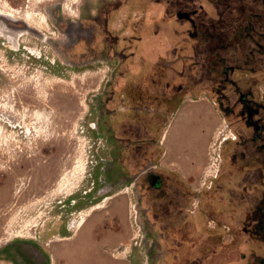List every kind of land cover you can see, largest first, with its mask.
<instances>
[{
	"label": "rangeland",
	"instance_id": "obj_1",
	"mask_svg": "<svg viewBox=\"0 0 264 264\" xmlns=\"http://www.w3.org/2000/svg\"><path fill=\"white\" fill-rule=\"evenodd\" d=\"M200 3L193 25L176 17L169 0H0V10L20 19L8 37L0 18V264H61L81 240L110 264H128L131 250L116 254L136 247L153 201L140 200L135 176L152 136L162 134L195 84L204 88L198 97L216 104L221 141L230 131L251 134L237 124L245 114L239 91L264 103V7L261 0H234L228 11L225 0ZM250 21L254 29H246ZM235 148L231 138L221 143L217 180L228 200L232 174L240 202L243 186L263 179L264 155L249 143L247 159L232 167ZM201 176L190 187L193 208L208 194ZM232 205L218 209L224 216ZM207 211L201 205L192 220L203 216L208 231L215 222ZM83 215L84 224L71 229ZM219 223L211 239L231 247L239 264H260V239ZM189 245L177 254L183 260ZM203 253L213 259L208 247ZM133 254L151 263L147 248Z\"/></svg>",
	"mask_w": 264,
	"mask_h": 264
},
{
	"label": "flooded vegetation",
	"instance_id": "obj_2",
	"mask_svg": "<svg viewBox=\"0 0 264 264\" xmlns=\"http://www.w3.org/2000/svg\"><path fill=\"white\" fill-rule=\"evenodd\" d=\"M169 1V5L171 6L170 10L176 11V17L178 19H186L193 25H196L194 16L197 12L204 11V7L200 3L201 0ZM218 1L221 2L222 0ZM232 1L234 0H225V3L223 4L224 9L222 10H232ZM261 4L264 7V0H261ZM240 6L245 7L246 5L245 3H241ZM222 10H220V12ZM248 24H246V29L255 28L253 22L250 21ZM206 33L210 34L211 32L207 31ZM262 36L264 37V35ZM236 69L237 67L227 66L224 71H235ZM230 78L231 77L228 76L226 80L229 81ZM242 92L239 91V103L242 104L245 114L241 115L242 117L237 124L241 125L242 123L246 128L251 129V134L245 137L242 132L234 133L231 131L232 135L224 139L225 141L231 138L236 144V148L230 155V166L232 167H237L239 162H244L247 159V150L244 146L249 143L255 147L257 152H261L264 155V103L255 102L253 98H249L250 93L246 96L243 94L244 92ZM154 136H152L150 140L151 142L154 140ZM224 163V158L220 157L219 169L214 178L201 185L203 190L207 189V196L203 195V198L201 199L202 201L200 200L199 204L193 208V199L196 198L194 191L179 184L172 185L169 177L159 172L157 167L150 162V159L145 160L144 166L135 176L133 186L137 189L140 200L144 198L153 200L152 204L145 206L146 211H144L145 215L151 214V217H149L145 223V233H139L140 241L133 242L132 246L135 245V248L139 250L144 247L147 248L149 251L148 263L151 261L150 264H159L161 262L162 264H190L189 261H183V259L177 255L181 252L180 250L185 241L190 242L189 251L192 252V256L194 255L195 258L193 261L196 264H207L205 253H203L205 252L206 247L211 251L213 258L220 257L221 244L219 241L221 240L218 241L217 239L212 241L211 238L205 239L204 231L206 230V227L203 216L201 217L198 215L200 219L198 220L196 229L194 228L193 230V233H196L195 237L190 236L192 233L189 230L191 222L193 221L192 215L197 214L201 205L204 209L206 208L211 211L207 212H210L213 216L212 219L215 222V225H213L209 231L217 230V226L220 224V218L223 215L222 211L218 209V205L221 206L226 200L225 195L221 196L224 185L219 184L217 180L222 174ZM244 165L247 167L246 163H243L242 166ZM261 167L264 171V164L261 165ZM262 178L263 179L260 182L243 186L242 195L248 194L254 199V201L251 207L246 206L241 225V229L247 232L251 239L257 237L263 245L260 264H264V177ZM236 188L237 187L232 186L229 188V194L232 200H236V195L238 193ZM233 210L224 214L226 216L233 215L235 214V210ZM205 215L208 216L207 213H205ZM179 219L182 220V224L180 223V225L178 223ZM216 219L219 222H217ZM224 226L228 227L230 230L233 229L230 224L225 223ZM139 230L141 231V228ZM73 235L75 234L73 233ZM68 238L69 237H64L60 239ZM84 241L87 242L86 240H81L79 244L76 243V248H73L72 254H68L69 258L67 257V259L64 258L60 260V263L90 264L91 253H89L88 248H85L88 243L84 244ZM135 248L131 247L130 249L131 254L127 257L128 264H141V257H137V254H133ZM245 254L246 253H240V257L245 259Z\"/></svg>",
	"mask_w": 264,
	"mask_h": 264
},
{
	"label": "crops",
	"instance_id": "obj_3",
	"mask_svg": "<svg viewBox=\"0 0 264 264\" xmlns=\"http://www.w3.org/2000/svg\"><path fill=\"white\" fill-rule=\"evenodd\" d=\"M202 90H204L203 85L195 84L192 91L188 89L184 92L182 98L175 104L172 117L167 120L165 130H163L160 135L156 133L154 140L148 145V150L151 151L148 156L150 162L157 167L159 172L169 177L172 185L179 184L183 187L190 188L191 185L196 184L207 162L208 145L219 120L214 121L215 119H212L214 113H217L218 115L216 104L206 98L198 97V95L195 94V92ZM191 93H194L195 95ZM208 118L212 119L210 120L212 124H208ZM158 140L161 145L163 144L162 149H158ZM147 155L148 153L143 151L142 156ZM146 159L147 158L145 157V160ZM229 178L230 185H228V187L230 188L235 179L232 174L229 175ZM224 187L226 186L224 185ZM232 187H237V185H233ZM229 188H227L228 191ZM237 196L238 193L236 195V200H232L230 198V194H228V196H226L228 200H225V202L222 203H228L229 205L233 204L232 206L234 207L235 214L226 216L225 213L224 216L222 215L221 217V219L227 221L228 224L232 226L235 231V235L237 230L243 231L241 229L243 213L246 206L251 207L254 201V199L248 194H243L244 197L243 199H240L241 201L239 202ZM238 209L242 211L239 212ZM199 219L200 218L198 217L197 221L193 220L191 222V236H196V233H193V230L194 228L196 229ZM213 234L214 233H212V231H204L205 239H210ZM244 234L249 236V234L245 231H243V235ZM219 242L221 244L220 257H214L213 259L206 260V263L210 264V262H214L213 264H239L237 260H234L236 259L233 252L234 250L231 249V247L228 248L224 241L221 240ZM189 252L192 255V252ZM191 255L183 257L184 260L190 261L194 259V255L190 259ZM91 259V264H110L108 260L99 255V251H92Z\"/></svg>",
	"mask_w": 264,
	"mask_h": 264
},
{
	"label": "bare ground",
	"instance_id": "obj_4",
	"mask_svg": "<svg viewBox=\"0 0 264 264\" xmlns=\"http://www.w3.org/2000/svg\"><path fill=\"white\" fill-rule=\"evenodd\" d=\"M0 18L2 19L1 20L2 33L6 36H8L10 33H13V27H10V26L14 25L13 23H15L16 21H20V19L14 13H12L10 11H6V10H0ZM24 19L26 20L28 26H31V22L33 19L32 14L28 13ZM8 37H10V36H8ZM57 159L58 158H56V161H57ZM79 167H81L84 170V164L79 165L78 168ZM62 186H63V184L61 182H59L58 187L54 188L53 192L60 190L62 188ZM73 188L74 187H68L67 188L69 194L73 193V191H72ZM102 205H103L102 203H99L95 207H93L92 209L99 208ZM84 221H85V215L81 216V218L77 221L76 224H74L72 222V224L70 225V228L71 229H78L81 225L84 224ZM129 250H130V248L127 246L124 253H122V254L117 253L116 257H123V255H125V253H127Z\"/></svg>",
	"mask_w": 264,
	"mask_h": 264
},
{
	"label": "built area",
	"instance_id": "obj_5",
	"mask_svg": "<svg viewBox=\"0 0 264 264\" xmlns=\"http://www.w3.org/2000/svg\"><path fill=\"white\" fill-rule=\"evenodd\" d=\"M221 134H223V131L220 130L215 131L213 134L214 136L208 145V150H207L208 162L202 171L201 184L210 181L213 178V176L216 175L219 169L220 157H221L220 145L224 141V139L228 137V136L226 137L223 136V141H221L220 140L222 138V136L220 138Z\"/></svg>",
	"mask_w": 264,
	"mask_h": 264
}]
</instances>
